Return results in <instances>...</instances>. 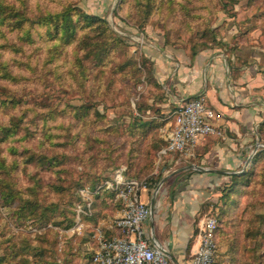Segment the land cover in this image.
<instances>
[{"label":"rangeland","instance_id":"rangeland-1","mask_svg":"<svg viewBox=\"0 0 264 264\" xmlns=\"http://www.w3.org/2000/svg\"><path fill=\"white\" fill-rule=\"evenodd\" d=\"M253 34L264 47V0H0V264H92L91 225L125 203L111 176L152 191L181 156L162 152L173 108L156 57L232 52ZM231 175L194 229L212 216L220 260L264 264V148Z\"/></svg>","mask_w":264,"mask_h":264},{"label":"crops","instance_id":"crops-1","mask_svg":"<svg viewBox=\"0 0 264 264\" xmlns=\"http://www.w3.org/2000/svg\"><path fill=\"white\" fill-rule=\"evenodd\" d=\"M256 37L253 34L249 42L238 41L232 52L206 49L190 59L174 49L171 64L167 57H156L161 60L157 67L162 66L156 75L170 76L167 98L160 106L174 110L182 100L201 94L217 115L214 125L223 130V136L208 135L187 154L175 160L170 157L153 187L155 190L161 183L146 228L167 245L173 264H189L194 248V218L205 192L217 190L231 174L240 172L252 146L264 142L258 134L264 120V47ZM168 116L171 118V114ZM154 190L140 189L139 200L150 204ZM144 194L146 201L141 198ZM104 223L98 220L91 229L99 225L105 236L119 235L117 228L110 229Z\"/></svg>","mask_w":264,"mask_h":264},{"label":"built area","instance_id":"built-area-1","mask_svg":"<svg viewBox=\"0 0 264 264\" xmlns=\"http://www.w3.org/2000/svg\"><path fill=\"white\" fill-rule=\"evenodd\" d=\"M171 119V131L166 134L167 143L162 152L185 155L198 140L211 134L221 135V130L214 125L217 115L201 94L182 100L172 111ZM111 178L113 185L121 188V196L125 202L121 215L108 222V228H117L119 235L105 236L99 225L92 228L94 246L91 247V263L173 264L168 256L167 245L154 237L151 229L146 228L151 210L138 196L140 189L147 188L146 184L127 179L122 171H117ZM101 186L111 187L112 182L104 181ZM84 200L87 209H78L73 232H78L82 227L80 213L87 214L88 211L91 214L92 200ZM216 227L217 221L212 216L198 219L189 264H230L228 260L219 259L215 241Z\"/></svg>","mask_w":264,"mask_h":264},{"label":"water","instance_id":"water-1","mask_svg":"<svg viewBox=\"0 0 264 264\" xmlns=\"http://www.w3.org/2000/svg\"><path fill=\"white\" fill-rule=\"evenodd\" d=\"M258 147H262V148H264V142H258V141H257V142L255 143V149H252V150L250 151L249 155L247 156L246 161H245V163H244V166H243V168H242L243 170H244V168H245V165L250 161L253 152H254V151L256 150V148H258ZM242 169L240 170V172L243 171ZM240 172H235V174H236V173H240ZM160 185H161V183H159V184L155 187V190H154L153 195H152L151 203L148 204V206H149V208H150V210H151V213H150V215H149V220L152 218V215H153V213H152V209H153V204H154V198H155V195H156V193H157V191H158ZM153 236H154V235H153ZM154 237H155V236H154ZM168 256L170 257V254H169V253H168Z\"/></svg>","mask_w":264,"mask_h":264},{"label":"trees","instance_id":"trees-1","mask_svg":"<svg viewBox=\"0 0 264 264\" xmlns=\"http://www.w3.org/2000/svg\"><path fill=\"white\" fill-rule=\"evenodd\" d=\"M67 29H69L71 32L73 31V27H71L70 25H69V27L67 28ZM172 113V112H171ZM152 123V122H151ZM151 123H149V124H151ZM155 123H157V122H155ZM144 125V124H143ZM258 134H259V138L261 139L262 137L264 138V120L259 124V126H258ZM166 143H167V140H166V138L164 139V142H163V145H166ZM237 177H239V176H236V175H230V178L231 179H236ZM155 186V183L152 185V188ZM94 214H95V212H94ZM215 241H216V244H217V248H218V242H217V238H216V233H215Z\"/></svg>","mask_w":264,"mask_h":264}]
</instances>
